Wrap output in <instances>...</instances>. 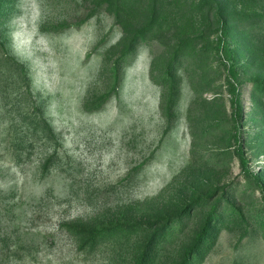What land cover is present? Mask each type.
<instances>
[{"label":"rangeland","instance_id":"1","mask_svg":"<svg viewBox=\"0 0 264 264\" xmlns=\"http://www.w3.org/2000/svg\"><path fill=\"white\" fill-rule=\"evenodd\" d=\"M0 264H264V0H0Z\"/></svg>","mask_w":264,"mask_h":264}]
</instances>
